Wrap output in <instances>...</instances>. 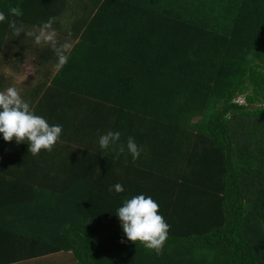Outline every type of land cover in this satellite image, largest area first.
Returning a JSON list of instances; mask_svg holds the SVG:
<instances>
[{"label":"trees","instance_id":"trees-1","mask_svg":"<svg viewBox=\"0 0 264 264\" xmlns=\"http://www.w3.org/2000/svg\"><path fill=\"white\" fill-rule=\"evenodd\" d=\"M0 11V80L34 63V86L12 87L63 126L36 156L0 137V264H264V0H0ZM50 18L62 68L27 35ZM108 131L141 156L102 150ZM141 194L170 225L159 254L127 241L116 216Z\"/></svg>","mask_w":264,"mask_h":264},{"label":"clouds","instance_id":"clouds-1","mask_svg":"<svg viewBox=\"0 0 264 264\" xmlns=\"http://www.w3.org/2000/svg\"><path fill=\"white\" fill-rule=\"evenodd\" d=\"M12 15L22 16V9L19 7L10 10ZM7 16L0 11V23H3ZM55 18H50L43 24L39 33L29 32L27 35L34 36L35 43H45L56 51L58 62L57 68H62L68 62V56L57 47L56 31L53 28ZM17 34L23 29L13 25ZM67 49L68 45L63 46ZM63 133V126L50 124L46 118L35 113L30 104L22 97L16 87H8L0 91V137L6 142L15 141L16 144L27 143L28 151L33 156L39 155L41 151L51 152L60 141ZM121 133L119 131H108L99 136V146L102 150L113 149L117 151V157L125 151L131 155L135 162L143 151L134 137H129L126 146L120 143ZM112 189H110L111 191ZM116 193L124 191L122 185L114 186ZM116 216L127 241L143 245L149 250L160 253L163 245L168 239L170 225L159 213V204L151 197L143 194L133 196L126 200L118 208Z\"/></svg>","mask_w":264,"mask_h":264},{"label":"crops","instance_id":"crops-1","mask_svg":"<svg viewBox=\"0 0 264 264\" xmlns=\"http://www.w3.org/2000/svg\"><path fill=\"white\" fill-rule=\"evenodd\" d=\"M69 43L70 42L66 41V39L63 40L64 45L69 46ZM59 44H62V40H61V42H57V45H59ZM26 64H28L30 70H31V65L33 66L31 73H28V74L26 73L25 68H24V66ZM21 66H22V73H20V74L14 73L10 68L5 67V69L1 72V73H3V75L1 74L2 78L0 80V84H4L1 91L6 90L8 87H12L14 85L22 87L25 84H29L30 87L34 86V84L38 78L37 75L35 74L36 73L35 64L29 61L27 63H23ZM54 72L55 71L53 70L52 73H54Z\"/></svg>","mask_w":264,"mask_h":264},{"label":"rangeland","instance_id":"rangeland-1","mask_svg":"<svg viewBox=\"0 0 264 264\" xmlns=\"http://www.w3.org/2000/svg\"><path fill=\"white\" fill-rule=\"evenodd\" d=\"M70 47H71V44L69 43L68 48H70ZM24 68H25L26 73L28 74V73H31L33 66L31 65V70L29 69L28 64H26V65L24 66ZM241 101H242V99L240 98V99H239V102L241 103ZM69 256H70V255H69ZM69 256H67V258L64 259L63 256L60 255L59 257H53V259H56L57 264H61V263H64V262H69ZM53 259H52V260H53ZM52 260L49 259L48 261H42V263H43V264H51L50 262H51Z\"/></svg>","mask_w":264,"mask_h":264}]
</instances>
